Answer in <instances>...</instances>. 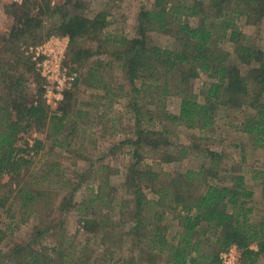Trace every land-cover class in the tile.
<instances>
[{
    "label": "trees",
    "instance_id": "1",
    "mask_svg": "<svg viewBox=\"0 0 264 264\" xmlns=\"http://www.w3.org/2000/svg\"><path fill=\"white\" fill-rule=\"evenodd\" d=\"M77 5L78 1L71 12L66 4L51 5L48 0L14 3L19 13L0 39V179L9 177L0 184L8 185L0 193V208L11 219L0 227V243L6 236L5 228L11 229L14 211H19L21 221H25L27 210L45 209L49 216L53 210L69 205L66 197L54 205V187L49 186H62L59 163H51L38 179L29 181L33 155L28 151L38 153L45 142L33 138L30 147L28 140L19 136L32 125L38 130L47 128L51 131L49 152L54 147L66 152L77 126V120L68 116L70 92L65 93L59 112L49 115L40 86H25L33 65L30 57L19 50V39H39L44 16L54 19L51 26L55 32L69 37L65 63L77 72L73 85L83 82L90 88L103 89L95 106L127 98L125 113L133 119L134 134L122 141L132 147V161L124 180L129 198L120 202L118 223L100 215L101 211H91L93 204L109 207L103 198L109 195L104 193L108 174H98L96 192L78 208L89 211L81 221L86 232L99 235L104 251L98 260L102 263L65 247L63 235L53 247L35 244V238L54 227L42 214L39 222L45 223V228L36 229L30 241L15 243L0 256V264H220L219 252L231 244L243 250L242 262L252 257L251 244L256 243L258 251H264V167L253 170L252 179L260 180L263 187L262 195L257 197L245 175L222 162V152L197 146L168 150L175 128L211 129L219 107L239 108L241 117L233 126L236 132L245 134L252 147L264 149V49L253 45L236 23L237 18L244 17L246 23L258 24L264 18V0H152L150 7L138 12L136 34L127 37L110 32L106 35L108 45L100 44L101 31L107 25L106 13L88 18L76 11ZM151 32L170 40L161 46L150 39ZM82 38L99 44L95 50L86 48L81 45ZM224 41L232 44V51L221 46ZM94 54H106L108 60L97 59L96 66L80 76L81 63ZM113 65L120 69L127 90L124 84L106 82L100 73L103 66ZM201 73L211 80L196 93L193 81ZM172 97L179 100L177 112L167 109L166 103ZM102 99L105 102L101 103ZM108 110L100 116H86L90 112L78 110L75 118L93 127V120L102 122ZM108 120H112L111 127L118 121ZM20 139L26 147L16 144ZM143 149L157 153L167 163L179 162L196 149L199 164L172 172L155 170L149 164L141 165ZM47 173L57 178L56 182L45 180ZM145 188L154 198L147 196ZM40 202L44 205L39 208ZM123 238L128 240L132 254L115 260L113 255L121 248Z\"/></svg>",
    "mask_w": 264,
    "mask_h": 264
},
{
    "label": "rangeland",
    "instance_id": "2",
    "mask_svg": "<svg viewBox=\"0 0 264 264\" xmlns=\"http://www.w3.org/2000/svg\"><path fill=\"white\" fill-rule=\"evenodd\" d=\"M23 0H0V39L2 34L7 33L14 23L19 10L13 4H20ZM34 1V0H31ZM52 4H66L67 10L74 11L72 6L78 1L77 12H82L88 18L94 17L98 12L106 13L107 25L101 31V45L107 44L108 40L106 35L108 33L122 34L127 37H132L136 34V22L137 15L141 8L150 7L152 0H48ZM40 3V2H39ZM38 6V5H37ZM56 17V16H55ZM56 19V18H55ZM53 18L43 17V24L39 35L41 37L35 41L25 42V39H19V50L23 52V55L29 56L30 61L33 65L32 74L27 76V86L29 89H42L43 78L36 70L35 62L32 60L33 51L35 47L42 44L51 36H67L64 34H58L52 29L51 22ZM191 23L195 22V19H190ZM239 30L251 40L253 45L258 48L264 49V18L256 25L248 24L245 22L244 17L236 19ZM21 36V35H20ZM29 36V35H28ZM150 39L164 46L169 42V37L162 34L151 32ZM28 40V39H27ZM81 45L84 47L95 48L98 46L99 41L90 40L89 38H82ZM223 46L227 51H232V44L228 41L222 42ZM69 47V37L66 48V54ZM101 59L106 62L108 57L106 54H94L93 56L85 59L79 67L80 76H84L90 67L96 66V60ZM116 64V63H115ZM68 65V64H67ZM69 66V65H68ZM70 67V66H69ZM106 67V66H105ZM100 69L104 80L115 81L117 84H124L126 90L128 84L122 77L120 69L113 65L112 67L107 66ZM73 70V69H72ZM75 71V70H74ZM38 76V77H37ZM211 79L206 74L201 73L193 81V89L196 93L199 92L200 87L203 83L210 81ZM39 83V84H38ZM71 93L72 98L70 101L69 108V119L72 121L77 120L76 130L73 134V139L69 147L65 149L66 152L61 151L62 149L54 147L52 152H49L50 142L49 140V129L44 128L38 130L34 125L28 128L25 133H20L22 139H27L29 146L33 143V138H41L44 140V147L36 154L35 150L28 151L29 154L33 155V164L31 167L32 178L29 181H34L39 174H42L44 169L48 170L51 163H59L58 174L60 176L59 186L58 184H51L49 186L54 187L53 197L55 198L54 205H59L62 198L68 199L69 205L63 210L58 208L53 210L52 214L47 216L48 212L36 210L35 212L28 211L25 213V221H21L19 211H14L13 221L11 229H6V236L0 243V256L4 255L9 249L15 244H24L32 237V233L36 229H44L45 223L39 222L42 220L41 216H47L46 219L50 220L54 227H52L46 233H42L39 238H35V244H43L47 247H53L54 242L61 235V241L63 245L70 248L72 251L77 252L80 250L87 257L90 256V260H98L99 256L104 251L102 245H100L99 235L86 232L82 225V216L89 211L79 210V207L87 204L88 198L91 197V193H95L97 186L99 185L98 179L101 174H108V180L105 182V192L108 196H103L104 200L109 202V207H98L93 204L91 211H101L100 215H106L114 222L118 223L119 220V205L121 200L128 199L125 189L124 180L127 167L132 161L131 150L132 147L129 144L122 143L129 136L133 137V119L129 114L125 113V104L127 102L126 97L119 99H113V101L107 102L105 106L101 107L95 102L98 96L103 95V89L101 88H90L86 83L79 82V84L73 85L67 89L62 100L53 104L47 103L48 114L59 112V107L65 101V93ZM96 97V98H95ZM94 104H88L91 102ZM105 102L104 99L101 103ZM88 104V105H87ZM167 109L172 112H177L179 106V100L177 97L170 98L167 103ZM109 109V110H108ZM82 110L81 113L90 112V115L86 116H100L99 113L104 110H108L105 113L104 120L94 122V126H86L80 119L75 118L77 111ZM124 111V113H123ZM241 117V110L239 108H225L219 107L216 113L214 125L211 129L198 130L197 128H186L179 126L175 128V136L169 137L172 144L168 147V150H177L181 147L197 146L200 148H209L211 150H217L223 153V163L228 168H234L238 172H242L247 180V184L252 187L256 192V196L262 195L263 187L260 180H253V170H262L264 167V149L252 147L248 141V138L243 133L236 132L233 127L236 123V119ZM109 118L117 119V123L111 127L112 120ZM87 119V118H86ZM91 121V123H93ZM129 125V126H128ZM66 127V126H65ZM70 129L73 125L67 124ZM65 134V131H64ZM22 139L16 142L17 145H22ZM70 139V138H69ZM91 139V140H89ZM26 147V146H25ZM81 148L80 151H77ZM197 150L194 149L192 154L182 159L179 162H163L160 155L151 152L149 150H142V161L141 165L149 164L155 170L172 172L174 170H182L183 168L191 167L196 168L199 164L197 158ZM101 168V169H100ZM99 169V173L97 170ZM30 172V171H29ZM56 172V171H55ZM56 172V173H57ZM9 177L4 175L0 179V184H4ZM30 178V177H29ZM45 180H52L56 182L57 178H52L47 173ZM46 182H43L44 185ZM8 187V185L6 186ZM0 185V193L7 188ZM145 193L149 198H154L152 191L147 188L144 189ZM70 192H72L71 200H69ZM43 202V201H42ZM38 207L44 205H40ZM98 207V208H97ZM14 210V209H13ZM22 211V209H20ZM4 211L0 208V227L4 228L6 224L10 222ZM119 230L121 228H118ZM122 230V229H121ZM57 243V242H56ZM132 254V250L128 240L123 238L121 248L115 252L114 259L128 258Z\"/></svg>",
    "mask_w": 264,
    "mask_h": 264
},
{
    "label": "built area",
    "instance_id": "3",
    "mask_svg": "<svg viewBox=\"0 0 264 264\" xmlns=\"http://www.w3.org/2000/svg\"><path fill=\"white\" fill-rule=\"evenodd\" d=\"M68 36H51L33 51L32 60L43 78V98L47 103H57L64 92L72 87L77 72L66 61ZM243 250L231 244L218 254L220 264H242Z\"/></svg>",
    "mask_w": 264,
    "mask_h": 264
},
{
    "label": "crops",
    "instance_id": "4",
    "mask_svg": "<svg viewBox=\"0 0 264 264\" xmlns=\"http://www.w3.org/2000/svg\"><path fill=\"white\" fill-rule=\"evenodd\" d=\"M250 248L253 249L254 253L252 254V257H245L242 264H251L250 260L253 258L254 260L252 264H264V251H258V245L256 243L251 244Z\"/></svg>",
    "mask_w": 264,
    "mask_h": 264
}]
</instances>
